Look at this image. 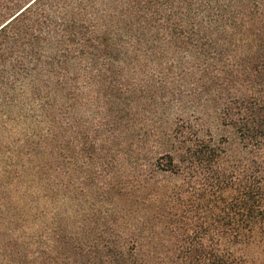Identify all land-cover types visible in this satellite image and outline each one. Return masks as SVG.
I'll return each mask as SVG.
<instances>
[{
	"label": "trees",
	"instance_id": "1",
	"mask_svg": "<svg viewBox=\"0 0 264 264\" xmlns=\"http://www.w3.org/2000/svg\"><path fill=\"white\" fill-rule=\"evenodd\" d=\"M116 3L131 33L133 26L157 27L159 49L192 54L187 70L200 72L193 85L202 83L196 88L226 134L216 138L181 120L158 138L165 150L157 156L153 204L133 198L136 187L120 181L97 193L86 214L74 194L73 211H59L61 190L69 188L60 179L63 111L44 100L37 83L47 97L66 90L74 99L70 75L83 58L105 79L122 56L106 25L114 14L95 0H0V101L16 103V91L28 86L40 104L35 124L45 125L12 175L21 187L33 174L18 201H39L29 188L40 182L38 194L52 207L0 213L7 226L0 264H263L247 249L264 241V0ZM37 148L51 151V162H33Z\"/></svg>",
	"mask_w": 264,
	"mask_h": 264
},
{
	"label": "rangeland",
	"instance_id": "2",
	"mask_svg": "<svg viewBox=\"0 0 264 264\" xmlns=\"http://www.w3.org/2000/svg\"><path fill=\"white\" fill-rule=\"evenodd\" d=\"M95 4L106 13L114 14L106 19V25L112 29L113 37L120 40L118 48L122 56L113 71L101 79L98 66H89L86 58L78 60L70 75V81L74 82V99L67 98L66 90L47 97L43 84L37 83L44 100L49 98L63 111L60 112L63 122L60 179L69 188L61 190L64 201L58 210L72 212L74 194L81 214L91 211L90 204L97 193L110 183L120 181L136 187L133 198L155 203V165L158 154L165 150L157 143L158 138L168 135L181 120L197 124L202 132L216 138L226 134L217 121L216 111L206 102V94L196 88L203 86L202 83L193 85L200 72L187 70L192 64V54L176 52L166 46L159 49L157 27L133 26L131 33L132 27L118 19L121 8L116 0H95ZM171 63L174 67L168 69ZM163 78L165 86L160 83ZM179 94L185 104L175 99ZM16 96V103L10 105L0 101V213L7 217L16 210L28 214L36 208L52 209L38 194L36 187L40 182L29 188L35 197L39 196V201L30 198L24 203L18 201L20 186L12 175L16 168H22L26 157L21 155L28 152L27 149L31 153V144L37 142L45 125L35 124V116L41 111L40 104L32 101L30 88H19ZM69 124L76 128V135L72 134ZM72 139L77 141L72 143ZM33 162H51V151L37 148ZM32 179L33 174L28 171L20 189L27 190L28 181ZM147 182L149 185L145 187ZM139 207L143 212L141 202ZM6 229L0 218V233ZM247 255L264 264V241L256 240L251 244Z\"/></svg>",
	"mask_w": 264,
	"mask_h": 264
}]
</instances>
